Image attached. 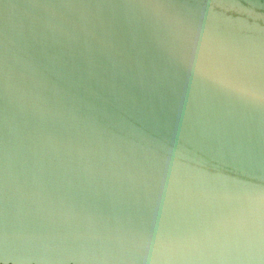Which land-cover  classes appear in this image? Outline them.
Segmentation results:
<instances>
[{
    "label": "water",
    "instance_id": "95a60500",
    "mask_svg": "<svg viewBox=\"0 0 264 264\" xmlns=\"http://www.w3.org/2000/svg\"><path fill=\"white\" fill-rule=\"evenodd\" d=\"M0 264H264V0H0Z\"/></svg>",
    "mask_w": 264,
    "mask_h": 264
}]
</instances>
